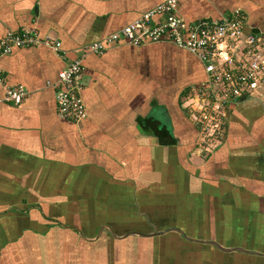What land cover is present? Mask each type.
Wrapping results in <instances>:
<instances>
[{
    "label": "crops",
    "instance_id": "1",
    "mask_svg": "<svg viewBox=\"0 0 264 264\" xmlns=\"http://www.w3.org/2000/svg\"><path fill=\"white\" fill-rule=\"evenodd\" d=\"M164 1L0 0V40L60 43L0 57L28 92L14 106L0 88V264H264V85L227 100L219 141L201 139L196 56L169 43L84 51ZM238 8L264 36V0H179L176 13ZM78 58L87 116L75 124L57 116L54 85ZM162 126L177 145H160Z\"/></svg>",
    "mask_w": 264,
    "mask_h": 264
},
{
    "label": "built area",
    "instance_id": "2",
    "mask_svg": "<svg viewBox=\"0 0 264 264\" xmlns=\"http://www.w3.org/2000/svg\"><path fill=\"white\" fill-rule=\"evenodd\" d=\"M178 1L165 0L84 51L101 54L109 44L118 42L135 47L169 43L193 54L205 73L204 82L188 95L195 124L201 139L219 141L224 132L223 105L227 100L239 98L254 85H264V36L245 32L246 18L239 8L227 16L190 22L177 15ZM159 17L162 21L154 22ZM35 46L57 50L60 43L40 38L36 31L7 32L0 40V57ZM83 72L81 59H73L58 73L54 85L57 116L75 124L87 116L82 96ZM0 88L4 100L14 106L20 105L28 95L24 86L7 84L1 66Z\"/></svg>",
    "mask_w": 264,
    "mask_h": 264
},
{
    "label": "trees",
    "instance_id": "3",
    "mask_svg": "<svg viewBox=\"0 0 264 264\" xmlns=\"http://www.w3.org/2000/svg\"><path fill=\"white\" fill-rule=\"evenodd\" d=\"M148 127H150V126H147V128ZM155 133H156V136L160 142V145L172 146V145H177V143H178L176 139L175 140L171 139L170 131L167 130L164 126L157 128V131ZM167 136H168V141H166Z\"/></svg>",
    "mask_w": 264,
    "mask_h": 264
}]
</instances>
